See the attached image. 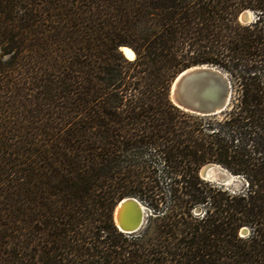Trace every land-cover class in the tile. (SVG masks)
<instances>
[{"label":"trees","instance_id":"trees-1","mask_svg":"<svg viewBox=\"0 0 264 264\" xmlns=\"http://www.w3.org/2000/svg\"><path fill=\"white\" fill-rule=\"evenodd\" d=\"M199 64L229 74L220 113L170 99ZM0 264H264V0H0Z\"/></svg>","mask_w":264,"mask_h":264},{"label":"water","instance_id":"water-1","mask_svg":"<svg viewBox=\"0 0 264 264\" xmlns=\"http://www.w3.org/2000/svg\"><path fill=\"white\" fill-rule=\"evenodd\" d=\"M249 11L242 13L240 19L248 21ZM120 50L128 58H133ZM130 48V47H129ZM134 52V51H133ZM135 56V53H134ZM232 83L229 74L211 64L193 65L179 72L172 80L169 96L180 109L200 115H213L224 110L231 98ZM200 174L204 180L215 182L226 188L239 186V176L217 163L202 166ZM148 215V208L134 196L119 200L113 211L116 227L124 233L140 230Z\"/></svg>","mask_w":264,"mask_h":264},{"label":"rangeland","instance_id":"rangeland-1","mask_svg":"<svg viewBox=\"0 0 264 264\" xmlns=\"http://www.w3.org/2000/svg\"><path fill=\"white\" fill-rule=\"evenodd\" d=\"M245 11H249L248 12V14H249V16L251 17L248 21H243V20H241L240 19V17H241V15H242V13L243 12H245ZM241 14H240V17H239V19H240V21L241 22H243V23H250V22H252V21H254L255 19H257V12L256 11H254V10H251V9H246V10H244ZM134 57V56H133ZM205 165V164H204ZM203 165V166H204ZM202 168V167H201ZM201 168L199 169V175H200V177L202 178V176H201V174H200V170H201ZM203 179V178H202ZM239 180H240V185L239 186H233L232 188H240L241 187V185H242V182H241V179L239 178ZM137 198V197H136ZM138 200H140L142 203H143V205H145L147 208H148V206L141 200V199H139V198H137ZM152 214V212H150V210H149V208H148V215L146 216V220H145V223H144V226H145V224L147 223V220H148V217L150 216ZM143 226V227H144ZM142 227V228H143ZM241 233H243V234H247L248 233V230H242V232Z\"/></svg>","mask_w":264,"mask_h":264},{"label":"bare ground","instance_id":"bare-ground-1","mask_svg":"<svg viewBox=\"0 0 264 264\" xmlns=\"http://www.w3.org/2000/svg\"><path fill=\"white\" fill-rule=\"evenodd\" d=\"M125 50H127L129 53H131V57L134 56V52H133V50L131 48L128 47V48H125L124 51Z\"/></svg>","mask_w":264,"mask_h":264},{"label":"snow or ice","instance_id":"snow-or-ice-1","mask_svg":"<svg viewBox=\"0 0 264 264\" xmlns=\"http://www.w3.org/2000/svg\"><path fill=\"white\" fill-rule=\"evenodd\" d=\"M126 54H128L129 56H131V53H129L127 50H125Z\"/></svg>","mask_w":264,"mask_h":264}]
</instances>
